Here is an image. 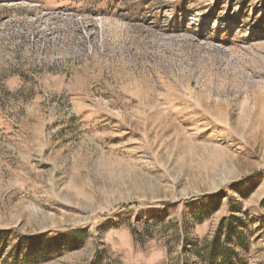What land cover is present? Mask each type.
<instances>
[{"label":"rangeland","instance_id":"1","mask_svg":"<svg viewBox=\"0 0 264 264\" xmlns=\"http://www.w3.org/2000/svg\"><path fill=\"white\" fill-rule=\"evenodd\" d=\"M236 206L264 264V0H0V234L200 264Z\"/></svg>","mask_w":264,"mask_h":264},{"label":"trees","instance_id":"2","mask_svg":"<svg viewBox=\"0 0 264 264\" xmlns=\"http://www.w3.org/2000/svg\"><path fill=\"white\" fill-rule=\"evenodd\" d=\"M208 210V209H207ZM241 208H230V214L221 219L218 228L213 235H205L201 238H185L183 244V253L188 255L189 253L199 261L200 264H246V260L242 257V252H249V239L247 230L249 227H253V222L249 220L248 214H243L245 217H239ZM202 216H199L201 220ZM159 221V222H158ZM157 223L161 222L159 218ZM148 221H145L147 224ZM114 229L119 228V225H115ZM131 235L135 242L143 243L141 235L131 230ZM14 231H8L4 234H0V244L2 245L0 255L4 250L10 246L11 251L7 259L2 264H40L47 261L56 252L51 249L52 242L45 243L44 246L47 249H37L40 241L39 239L24 238L23 240L29 244L31 251L24 253L26 245L21 240V237H11ZM149 240H153L152 235L146 231ZM89 234L86 229L78 231H72L67 237L66 242L76 243L83 242L88 238ZM10 244V245H9ZM49 248V249H48ZM241 250V251H240ZM240 251V252H239ZM189 259H185L182 264H188ZM90 264H120L118 262L112 263L107 257L105 250H97L94 261Z\"/></svg>","mask_w":264,"mask_h":264}]
</instances>
